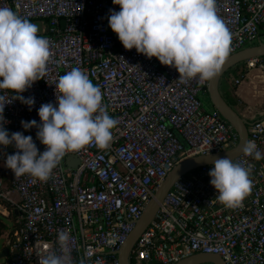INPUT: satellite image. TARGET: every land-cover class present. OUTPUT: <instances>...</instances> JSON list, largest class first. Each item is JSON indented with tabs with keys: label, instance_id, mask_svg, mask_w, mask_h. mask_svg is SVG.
I'll list each match as a JSON object with an SVG mask.
<instances>
[{
	"label": "built area",
	"instance_id": "obj_1",
	"mask_svg": "<svg viewBox=\"0 0 264 264\" xmlns=\"http://www.w3.org/2000/svg\"><path fill=\"white\" fill-rule=\"evenodd\" d=\"M216 14L230 34L228 55L264 37V0H215ZM20 17L37 25L49 42L43 78L19 95L33 97L29 107L10 89H0L5 129L32 136L20 121L36 120L41 103L55 104L57 78L73 67L83 70L101 91V107L117 120L107 148L90 142L66 153L47 181L25 174L14 177L4 166L18 151L0 146V200L16 214L17 228L8 241L6 264H38L56 248L58 230L69 233L74 264H120L118 251L155 191L178 163L234 147L238 133L200 97L209 80L181 82L172 67L135 49H124L107 26L111 0H0ZM246 69L264 74V60L251 57ZM237 82V80H236ZM261 159L244 156L234 162L249 168L251 190L235 208L216 200L204 164L179 176L158 203L127 256L129 264H172L195 254H215L223 264H264V116L246 127ZM78 159L76 167L67 156ZM131 261V263H130Z\"/></svg>",
	"mask_w": 264,
	"mask_h": 264
},
{
	"label": "clouds",
	"instance_id": "obj_2",
	"mask_svg": "<svg viewBox=\"0 0 264 264\" xmlns=\"http://www.w3.org/2000/svg\"><path fill=\"white\" fill-rule=\"evenodd\" d=\"M118 10L109 9L107 26L124 49H135L147 58L172 67L181 82L196 78L203 83L216 75L229 52L230 34L216 14L215 0H111ZM37 25L8 7H0V89H10L15 99L29 110L34 98L19 93L43 78L50 57L48 40L37 35ZM55 104L41 103L36 120L20 121L25 130L35 127L36 139L44 145L38 151L32 136L9 133L0 96V146L18 151L6 155L4 166L14 177L29 175L47 181L66 153L76 152L90 142L100 149L112 140L117 120L101 107L102 94L78 67L60 75L55 83ZM244 156L261 159L252 140L239 147ZM211 164L207 175L216 190V200L226 208L237 207L251 190L249 168L231 156H200ZM197 162H199V160ZM65 230L56 234V248L38 257V264H74ZM78 264H85L80 259Z\"/></svg>",
	"mask_w": 264,
	"mask_h": 264
},
{
	"label": "water",
	"instance_id": "obj_3",
	"mask_svg": "<svg viewBox=\"0 0 264 264\" xmlns=\"http://www.w3.org/2000/svg\"><path fill=\"white\" fill-rule=\"evenodd\" d=\"M264 56V43L258 41L255 45H250L241 48L237 52L227 55L216 75L209 79L208 93L210 102L213 109L219 112L221 117L225 119L230 125L233 126L235 131L238 133L237 144L227 150L220 151L218 153L208 154L211 157H223L225 155L231 156L232 158L240 153L239 147L247 140V123L244 122L233 110V108L227 104V102L221 97L218 91V79L221 75L229 68L235 66L236 64L245 61L251 57H262ZM200 156L192 157L186 159L177 165L169 172L163 183L158 187L154 193V197L149 201L142 216L137 221L134 229L128 235L126 241L121 246L120 251H118L120 264H129L127 262V256L132 249L138 234L146 227L151 218L153 217L158 203L163 198L164 194L171 187L173 182L181 175H184L190 170L197 168L204 164H210L204 159H200ZM199 160V162H197ZM66 163L72 167H76L78 164V159L72 155L67 156ZM8 248L4 247L0 250V259L6 258L8 256ZM172 264H223L219 256L215 254H195L190 257L184 258Z\"/></svg>",
	"mask_w": 264,
	"mask_h": 264
},
{
	"label": "crops",
	"instance_id": "obj_4",
	"mask_svg": "<svg viewBox=\"0 0 264 264\" xmlns=\"http://www.w3.org/2000/svg\"><path fill=\"white\" fill-rule=\"evenodd\" d=\"M242 64H236L237 66H233L226 70L221 77H219L217 86L221 97L233 108L236 114L248 124L251 120L264 116V74L257 69H246L245 66L243 67L244 64ZM228 99H231V104H229L230 102L228 103ZM203 100L206 109H213L208 91L203 94ZM0 169L2 173H4V177H7V172L1 163ZM2 210L5 212H1ZM12 213L16 217V214L10 211L8 204L0 202L1 215L10 216ZM9 240L10 239H7L5 241V245H2L0 250L4 247L8 248ZM8 259L9 254L5 259V264Z\"/></svg>",
	"mask_w": 264,
	"mask_h": 264
},
{
	"label": "rangeland",
	"instance_id": "obj_5",
	"mask_svg": "<svg viewBox=\"0 0 264 264\" xmlns=\"http://www.w3.org/2000/svg\"><path fill=\"white\" fill-rule=\"evenodd\" d=\"M244 64V62H243ZM242 64V65H243ZM244 67V65H243ZM201 101H202V105L204 106V103H203V95L200 97ZM1 212H5V211H1ZM9 214V213H8ZM0 222L3 223L5 226H6V229L5 230H2L1 234H0V248L2 247V245H5V241L7 239H11L12 238V235L10 236L9 235V232H10V229H11V226L15 223V219L12 217V215H1L0 214ZM6 258H1L0 259V264H5ZM131 263V261H130Z\"/></svg>",
	"mask_w": 264,
	"mask_h": 264
},
{
	"label": "trees",
	"instance_id": "obj_6",
	"mask_svg": "<svg viewBox=\"0 0 264 264\" xmlns=\"http://www.w3.org/2000/svg\"><path fill=\"white\" fill-rule=\"evenodd\" d=\"M258 41H261V42L264 43V37L261 36V37L258 38V40H253V42L252 41L251 42H247L243 47L250 46V45L253 46V45L257 44ZM260 58L264 60V56H262ZM242 63L243 62H240L237 65H241ZM237 65H235V66H237ZM228 103L231 104V99H228ZM0 172H1L2 176H4V173H2L1 169H0ZM0 202L4 203V204H7V203H5L4 201H1V200H0ZM11 215H12V217L14 219L16 218L13 213ZM17 226H18V224H17V222L15 220V223L11 226V229H10V232H9L10 236L12 235L13 231L17 228ZM5 229H6V226L3 223L0 222V234H1L2 230H5Z\"/></svg>",
	"mask_w": 264,
	"mask_h": 264
}]
</instances>
